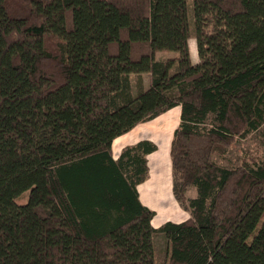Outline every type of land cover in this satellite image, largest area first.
<instances>
[{"label":"trees","instance_id":"obj_1","mask_svg":"<svg viewBox=\"0 0 264 264\" xmlns=\"http://www.w3.org/2000/svg\"><path fill=\"white\" fill-rule=\"evenodd\" d=\"M175 106L188 217L155 228L137 186L156 144L111 147ZM0 264H264V0H0Z\"/></svg>","mask_w":264,"mask_h":264},{"label":"crops","instance_id":"obj_2","mask_svg":"<svg viewBox=\"0 0 264 264\" xmlns=\"http://www.w3.org/2000/svg\"><path fill=\"white\" fill-rule=\"evenodd\" d=\"M190 58L194 62L191 49ZM174 109L177 110L176 121L173 113H170ZM179 119L180 106H175L150 120L136 124L130 131L118 136L124 137L123 143L119 144L117 150L119 153L124 146L144 139L156 144V149L147 155L148 176L137 186L140 201L155 211L151 220V224L155 228L166 221L181 222L188 217V213L179 206L172 193L169 150L173 132L179 123ZM111 150L113 158L116 159L119 153L114 155L115 151L112 147Z\"/></svg>","mask_w":264,"mask_h":264},{"label":"rangeland","instance_id":"obj_3","mask_svg":"<svg viewBox=\"0 0 264 264\" xmlns=\"http://www.w3.org/2000/svg\"><path fill=\"white\" fill-rule=\"evenodd\" d=\"M188 17L191 19V4L190 1H188V9H187ZM18 37L17 34L13 33L8 36V39L16 38ZM189 46L190 49L192 50V57L194 59V62L198 60V56L196 53V48H195V39L191 37L189 39ZM157 58H161L163 56H169V57H174L177 55L176 52H170V51H158L156 53ZM141 84L142 86H148L149 84V75L147 73H143L141 77L138 79L137 76H132V90L135 91L138 88V85ZM177 110L174 109L170 113L174 115L175 121L177 119ZM175 113V114H174ZM170 114V115H171ZM121 139H124L122 137ZM118 144L114 145V148L112 146L113 151H115L114 155H117L119 152L117 150L119 149ZM257 146L256 139L252 136L248 138L247 140H239V141H234L230 144L229 146V151L227 153V156L225 159L220 160L222 164L228 165V166H233L237 163L238 157L243 153V150L246 148H249L250 150H254ZM117 152V153H116ZM188 194L192 195L193 191H189ZM154 224H156L154 222ZM154 248H155V259L156 261H161L165 257L166 253V248L167 244L162 236V234L158 233L154 236Z\"/></svg>","mask_w":264,"mask_h":264},{"label":"bare ground","instance_id":"obj_4","mask_svg":"<svg viewBox=\"0 0 264 264\" xmlns=\"http://www.w3.org/2000/svg\"><path fill=\"white\" fill-rule=\"evenodd\" d=\"M122 137H117V138H115L114 140H113V142H112V146H113V148H114V145L115 144H121V143H123V139H121Z\"/></svg>","mask_w":264,"mask_h":264}]
</instances>
